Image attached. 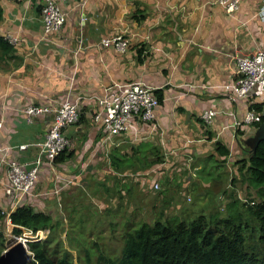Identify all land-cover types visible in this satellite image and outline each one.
Segmentation results:
<instances>
[{
	"label": "crops",
	"instance_id": "obj_1",
	"mask_svg": "<svg viewBox=\"0 0 264 264\" xmlns=\"http://www.w3.org/2000/svg\"><path fill=\"white\" fill-rule=\"evenodd\" d=\"M35 3L0 0V35L12 45L0 52L1 209L29 204L55 220L52 212L68 198L69 188L57 195L50 191L56 172L79 180L96 173L108 192L111 186L105 178L118 173L108 162L109 151L128 153L139 141L157 147L165 160L160 169L173 188L186 190L201 180L208 184L220 164L235 171V160L246 156V139L257 126L243 122V114L250 103H260L264 112V96L251 92L231 99L225 86L235 78L234 58L264 47V14L259 10L263 0H241L231 14L212 0H64L59 31L45 38ZM114 33L128 36L124 52L95 45L101 36ZM135 79L152 85L159 95L155 129L147 130L133 117L125 133L111 137L113 143H100L104 132L95 118L98 105L90 97L113 82ZM77 97L78 117L65 130L71 143L63 158L54 159L53 165L41 163L30 192L12 201L3 190L4 161H30L35 149H18L16 144L40 137L51 119L43 113L26 121L22 107L30 102L54 106ZM207 107L217 112L206 124L200 112ZM215 141L225 145L226 155L215 152ZM188 166L196 170V178L188 175ZM143 171L134 176L128 170L115 178L121 189L137 180L141 190L152 192Z\"/></svg>",
	"mask_w": 264,
	"mask_h": 264
},
{
	"label": "trees",
	"instance_id": "obj_2",
	"mask_svg": "<svg viewBox=\"0 0 264 264\" xmlns=\"http://www.w3.org/2000/svg\"><path fill=\"white\" fill-rule=\"evenodd\" d=\"M11 48L0 35V52ZM156 97L159 100V95ZM249 108L259 110L260 103H250ZM263 120L261 115L253 125ZM214 150L220 156L228 153L219 141H215ZM64 151L55 160H61ZM134 160H143L149 169L160 163L162 155L150 141L130 145V153L117 148L108 153V162L115 171L126 169ZM235 164L241 181L253 191L251 198L244 201L230 198L221 207L222 212H196L188 218L170 214L151 222L126 225L117 255L99 251L91 262L85 253L84 264H264V138L254 148L247 149L246 156L236 159ZM145 177L149 182L152 179L151 175ZM159 179V188L152 192L162 190L166 177L162 173ZM2 218L0 209V223ZM8 218L12 224L10 231L15 236L25 229L32 233L37 229L47 230L44 237L27 242L30 255L24 264H73L69 251L61 248L59 239H53L50 231L56 221L48 213L29 204H19L9 211ZM3 247L0 229V251Z\"/></svg>",
	"mask_w": 264,
	"mask_h": 264
},
{
	"label": "built area",
	"instance_id": "obj_3",
	"mask_svg": "<svg viewBox=\"0 0 264 264\" xmlns=\"http://www.w3.org/2000/svg\"><path fill=\"white\" fill-rule=\"evenodd\" d=\"M34 1L39 11L41 37L45 38L59 31L65 17V13L60 4L64 0ZM212 1L220 5L225 13L231 14L236 10L241 0ZM259 10L261 15H263L264 3ZM8 39L14 40L11 37ZM95 45L100 48L111 46L118 52H124L128 46V36L121 33L104 35L95 42ZM234 60L235 78L225 86L228 90V96L231 99H235L249 96L251 92L262 93L264 96V47L258 48L250 54L237 56ZM153 88L152 85L146 84L141 79L122 83L113 82L105 86L97 96L90 97L98 105L95 118L98 117L100 119L104 132V135L100 138V143H113L111 137L125 133L130 127L133 117L140 120L147 130L153 131L155 129L154 109L158 104V99ZM78 98H74L73 100L65 98L54 106L51 103L42 104L30 102L22 107L21 110L26 121H31L35 116L43 113L51 114V119L45 132L40 137L16 144L18 149H25L27 147L35 149L30 161L26 162L15 159H7L4 161L6 170L3 190L5 193L12 195V201L15 202L30 192L41 163L47 161L49 165H53L55 157L70 145L71 139L65 130L69 124L77 120ZM216 112V108H204L200 112V118L204 123H210ZM261 115H264V112L248 108L244 112L242 120L245 123H254L259 121ZM170 152L172 151L166 153L168 154ZM164 162L165 160L162 159L160 163L141 173L144 177L151 175L152 179H150L148 187L153 191L159 188V178L162 174L160 168ZM192 175L193 172L191 174L189 172V176ZM145 179L147 178L145 177ZM72 180L71 177L56 172L53 175L50 191L57 195ZM120 191L123 190L121 189ZM1 211L3 218L0 224L4 222L5 228L9 229L12 225L8 218L9 210ZM45 231L47 232V230L37 229L32 233L29 229H25L22 233L23 235H28L29 239H39L43 237L42 234ZM15 238H20V236H16Z\"/></svg>",
	"mask_w": 264,
	"mask_h": 264
},
{
	"label": "rangeland",
	"instance_id": "obj_4",
	"mask_svg": "<svg viewBox=\"0 0 264 264\" xmlns=\"http://www.w3.org/2000/svg\"><path fill=\"white\" fill-rule=\"evenodd\" d=\"M126 166V169H120L121 171L111 176L112 179L109 176L105 178L107 181L105 184L111 186L108 192L100 185L104 182L98 180L99 176L96 173L84 176L85 180L82 179L83 176L80 180L77 176V179L73 178L65 187V189L69 187L66 189L68 198L58 203L55 211L52 212L53 217L57 219H55V228L50 232L54 241L59 239L61 248L69 251L73 264H84L82 255L85 253L89 254L91 262H94L95 255L99 251L108 255H117L126 225H135L143 221L151 222L161 216L169 217L170 214L188 218L196 212H222L221 207L228 199L236 198L238 201H244L253 196L252 189L246 186V182L241 181L238 171L232 170V166L231 169H227L221 164L222 168L215 173L208 184L202 180L201 183H196L197 185L192 182L193 187L186 190L177 185L173 188L172 180L167 178L161 187L162 190L157 192H150L147 187L141 190L137 180H134L130 187H124L125 190L120 191V185L115 178L118 174L121 176L129 170L136 176L138 170L148 169L143 160H134L133 164ZM186 171L188 175L189 172L190 174L193 172L190 177L196 178V170L186 167ZM125 177L128 179L130 175ZM177 177L181 179L180 176ZM63 224L67 230L62 231ZM0 229L4 249L5 245L16 236L11 233V226L9 229L5 228L4 222L0 225ZM45 233L46 231L42 234L43 237ZM17 236H23V233Z\"/></svg>",
	"mask_w": 264,
	"mask_h": 264
},
{
	"label": "water",
	"instance_id": "obj_5",
	"mask_svg": "<svg viewBox=\"0 0 264 264\" xmlns=\"http://www.w3.org/2000/svg\"><path fill=\"white\" fill-rule=\"evenodd\" d=\"M264 138V120L260 121L254 133L246 139L250 149L254 148L256 143ZM20 239V240H19ZM28 235H23L20 238H15L5 245V248L0 252V264H24L29 260L30 251L27 249ZM20 241V244L18 242ZM28 251L29 253H27Z\"/></svg>",
	"mask_w": 264,
	"mask_h": 264
},
{
	"label": "bare ground",
	"instance_id": "obj_6",
	"mask_svg": "<svg viewBox=\"0 0 264 264\" xmlns=\"http://www.w3.org/2000/svg\"><path fill=\"white\" fill-rule=\"evenodd\" d=\"M20 240V239H19Z\"/></svg>",
	"mask_w": 264,
	"mask_h": 264
}]
</instances>
